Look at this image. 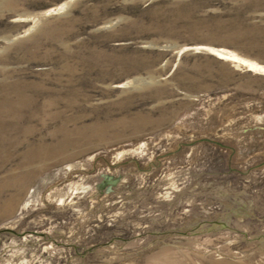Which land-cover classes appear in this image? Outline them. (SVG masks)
<instances>
[{"label":"rangeland","instance_id":"374dc122","mask_svg":"<svg viewBox=\"0 0 264 264\" xmlns=\"http://www.w3.org/2000/svg\"><path fill=\"white\" fill-rule=\"evenodd\" d=\"M248 62L264 0H0V264H264Z\"/></svg>","mask_w":264,"mask_h":264},{"label":"crops","instance_id":"0c3cea01","mask_svg":"<svg viewBox=\"0 0 264 264\" xmlns=\"http://www.w3.org/2000/svg\"><path fill=\"white\" fill-rule=\"evenodd\" d=\"M251 196L252 197H251V202H250L249 214H250V216H252L251 226H253V227H251V228H252V230H253V228H255L256 232L254 231L255 234L250 236V240L255 241V240L264 239V230H263V228H264V190H262L261 192L254 190V193ZM237 207L238 206L235 205V209H237ZM257 242H260V241H257ZM255 253H256V255H255ZM255 253L252 256L256 260H258V258L261 257L258 255L261 253V251L257 250V251H255ZM258 263H259V261H255V264H258Z\"/></svg>","mask_w":264,"mask_h":264},{"label":"water","instance_id":"95a60500","mask_svg":"<svg viewBox=\"0 0 264 264\" xmlns=\"http://www.w3.org/2000/svg\"><path fill=\"white\" fill-rule=\"evenodd\" d=\"M100 181L95 185L98 192L104 191L106 194L113 192V189L120 184L122 177L120 175H113L109 173H102Z\"/></svg>","mask_w":264,"mask_h":264},{"label":"bare ground","instance_id":"6f19581e","mask_svg":"<svg viewBox=\"0 0 264 264\" xmlns=\"http://www.w3.org/2000/svg\"><path fill=\"white\" fill-rule=\"evenodd\" d=\"M218 52H220V54H223V55H228L229 57H231V58H237V56L235 55V54H232L231 52H226L225 50H218ZM242 61H245L246 62V60H244V59H241ZM248 65L250 66V67H252V68H261V69H264V67L263 66H259V65H257L256 63H253V62H248ZM23 93H21V92H18L17 93V97L18 98H20L21 97V95H22ZM3 102H5V103H7L6 102V100H4ZM1 104H2V102H0ZM2 106V105H1ZM7 106V104H3V106H2V108L5 110V112H7V113H5L4 114V116H6L7 114H8V107H6ZM38 115V114H37ZM32 119V118H31ZM18 120L20 121L21 120V118L19 117V115L17 114L16 115V117H15V125H17V124H19L18 123ZM26 131L25 132H28L27 131V129H25ZM61 130V129H60ZM25 134V133H24ZM32 153H33V150L30 152V154L28 155L29 156V159L32 157Z\"/></svg>","mask_w":264,"mask_h":264}]
</instances>
